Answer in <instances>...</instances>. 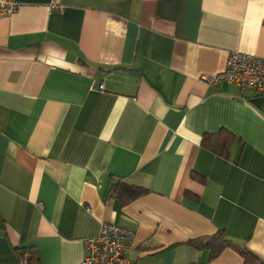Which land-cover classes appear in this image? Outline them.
Listing matches in <instances>:
<instances>
[{"label": "crops", "instance_id": "obj_1", "mask_svg": "<svg viewBox=\"0 0 264 264\" xmlns=\"http://www.w3.org/2000/svg\"><path fill=\"white\" fill-rule=\"evenodd\" d=\"M17 1L0 15V264H81L102 222L135 232L131 264H264V91L201 80L230 52L264 58V0ZM221 128L226 156L202 144ZM220 230L235 245L216 255L189 243Z\"/></svg>", "mask_w": 264, "mask_h": 264}, {"label": "built area", "instance_id": "obj_2", "mask_svg": "<svg viewBox=\"0 0 264 264\" xmlns=\"http://www.w3.org/2000/svg\"><path fill=\"white\" fill-rule=\"evenodd\" d=\"M19 5L17 0H0V15L15 12ZM201 80L210 87L226 80L241 90L264 91V58L230 52L224 72L203 76ZM135 236V232L129 228L112 222H102L97 234L84 239L85 257L81 264H131L129 251Z\"/></svg>", "mask_w": 264, "mask_h": 264}, {"label": "trees", "instance_id": "obj_3", "mask_svg": "<svg viewBox=\"0 0 264 264\" xmlns=\"http://www.w3.org/2000/svg\"><path fill=\"white\" fill-rule=\"evenodd\" d=\"M233 134L226 128H221L215 132H207L203 135L202 144L207 149L213 151L222 156H226L230 147L231 141H233ZM194 178L200 179V176L194 174ZM114 188V186H113ZM116 188V186H115ZM190 244L199 248L211 247L213 255L220 253L226 247L233 246L231 240H229L224 232L220 230L217 234L209 237H202L198 239H191ZM19 258L22 264L36 263L33 253L29 252V248H18ZM244 257V264H259L255 262V254L245 249H237Z\"/></svg>", "mask_w": 264, "mask_h": 264}]
</instances>
